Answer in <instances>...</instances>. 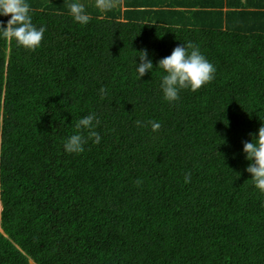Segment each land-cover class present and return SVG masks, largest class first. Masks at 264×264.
<instances>
[{"label":"trees","instance_id":"16d2710c","mask_svg":"<svg viewBox=\"0 0 264 264\" xmlns=\"http://www.w3.org/2000/svg\"><path fill=\"white\" fill-rule=\"evenodd\" d=\"M255 1L193 17L139 7L156 1L79 0L90 17L79 24L73 0H28L41 46L0 36V264H264V193L242 151L264 123ZM187 42L215 78L168 102L163 70L140 79L136 51L155 66ZM92 111L101 143L66 152Z\"/></svg>","mask_w":264,"mask_h":264},{"label":"clouds","instance_id":"9594fccd","mask_svg":"<svg viewBox=\"0 0 264 264\" xmlns=\"http://www.w3.org/2000/svg\"><path fill=\"white\" fill-rule=\"evenodd\" d=\"M97 6L106 9L111 5L105 3V0H97ZM69 14L79 24H87L90 20L85 5L79 0H73L69 4ZM0 16H10L6 22L0 20V36L15 39L18 45L29 50L41 46L46 27H37L33 23L28 0H0ZM136 52L139 55L134 59L135 72L140 79L157 68L163 70L160 89L168 102L179 100L181 90L190 88L195 91L215 78V65L201 52L200 47L192 42L178 44L170 55L161 58L155 66L146 48ZM105 92L104 88L100 89L102 96ZM98 123L94 111L78 119L75 125L77 131L66 138L64 150L80 154L85 151V145L89 141L100 144L102 137L95 130ZM149 123L153 132L161 127L158 121ZM137 124L141 125L142 122L137 121ZM250 135L251 140L245 141L242 149L245 159L249 162L245 170L251 175L254 186L264 193V123H261L255 134ZM187 180L186 177V182Z\"/></svg>","mask_w":264,"mask_h":264},{"label":"crops","instance_id":"0c3cea01","mask_svg":"<svg viewBox=\"0 0 264 264\" xmlns=\"http://www.w3.org/2000/svg\"><path fill=\"white\" fill-rule=\"evenodd\" d=\"M154 1H156L154 4H148L139 7L147 11L152 9L158 10L161 7H167V6L171 10L174 8H179L180 10L179 12H181V10L183 9L182 11L186 10V11H190L192 14H195V16L193 17L201 16L202 14H204L205 11L214 8L217 9V11L224 13L225 15L230 12H235L232 11L234 8L238 10V7H236L238 5L237 3L233 2L231 3L230 6H228L226 3L220 5L219 0H138V5H142L146 2H154ZM262 4H264V0H257L253 4V6L257 9H261L263 7ZM124 8H126L125 5H123V9ZM97 10H99V7L97 8Z\"/></svg>","mask_w":264,"mask_h":264},{"label":"rangeland","instance_id":"374dc122","mask_svg":"<svg viewBox=\"0 0 264 264\" xmlns=\"http://www.w3.org/2000/svg\"><path fill=\"white\" fill-rule=\"evenodd\" d=\"M0 209H1V205H0Z\"/></svg>","mask_w":264,"mask_h":264}]
</instances>
